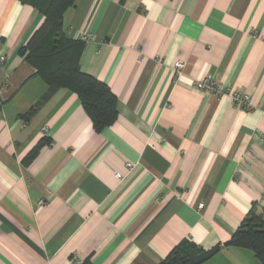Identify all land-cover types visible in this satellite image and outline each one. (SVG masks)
Here are the masks:
<instances>
[{
  "label": "crops",
  "instance_id": "obj_1",
  "mask_svg": "<svg viewBox=\"0 0 264 264\" xmlns=\"http://www.w3.org/2000/svg\"><path fill=\"white\" fill-rule=\"evenodd\" d=\"M42 21L0 0V264H160L184 240L261 264L225 244L264 212V0H75L65 36L93 35L80 70L116 97L100 132L67 89L35 107L48 87L19 50Z\"/></svg>",
  "mask_w": 264,
  "mask_h": 264
},
{
  "label": "trees",
  "instance_id": "obj_2",
  "mask_svg": "<svg viewBox=\"0 0 264 264\" xmlns=\"http://www.w3.org/2000/svg\"><path fill=\"white\" fill-rule=\"evenodd\" d=\"M19 1L30 5L43 17L42 24L19 50V55L35 69L48 87L35 107H39L57 89H67L80 100L95 132L110 126L116 117V97L105 83L80 70L79 58L85 45L67 38L63 30V13L75 0ZM33 111L30 110L27 115ZM40 147L41 143H38L23 159V163H29ZM225 245L248 249L264 264V212L258 215L250 209ZM218 248L204 251L184 240L160 264H203L216 254ZM80 264H91L90 258Z\"/></svg>",
  "mask_w": 264,
  "mask_h": 264
},
{
  "label": "built area",
  "instance_id": "obj_3",
  "mask_svg": "<svg viewBox=\"0 0 264 264\" xmlns=\"http://www.w3.org/2000/svg\"><path fill=\"white\" fill-rule=\"evenodd\" d=\"M93 38V35L84 27L81 28L77 34L75 39L84 45L88 44ZM4 58H0V61H3ZM185 67V63L183 61H177L175 62L173 66V73L174 75H180ZM195 87L198 90H201L203 92L209 93V94H216V95H221L225 93V90L222 89V85L216 81H212L209 79H204L202 82H199L195 84ZM229 96L232 99V102L236 108H240L243 110H248L250 108L249 106V97L247 94L240 93L237 91L234 92H227ZM131 164H127V167L130 168ZM115 177L120 179L119 174H115ZM203 204H199L198 208H202Z\"/></svg>",
  "mask_w": 264,
  "mask_h": 264
}]
</instances>
